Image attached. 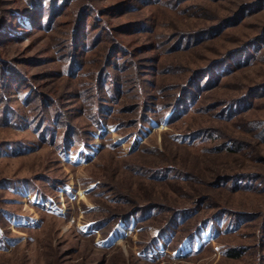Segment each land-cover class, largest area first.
Instances as JSON below:
<instances>
[{
	"label": "rangeland",
	"instance_id": "obj_1",
	"mask_svg": "<svg viewBox=\"0 0 264 264\" xmlns=\"http://www.w3.org/2000/svg\"><path fill=\"white\" fill-rule=\"evenodd\" d=\"M118 1L122 0L93 2L101 7ZM138 1L135 12L124 14L121 9L120 18L104 17L111 26L151 18L136 34L121 35L125 45L156 46L157 51H136V69L130 62L127 71L136 74L122 73V58L117 59L118 68L111 66L105 74L101 71L105 50L93 44L73 63L63 54L71 46L66 26L44 25L29 36L17 33L22 40L0 47V59L14 66L17 79L32 82L31 89L10 94L14 111L8 116L0 111V264L264 263V191L215 187L211 181L215 172L264 174V163L250 157V151L213 153L209 150L213 142L203 139L205 135L175 137L210 127L222 135L214 142L235 136L252 144L254 153L264 154V140L244 127L264 118V94L251 99L254 103L237 118L223 121L213 114L219 108L214 109L213 102L242 96L251 86L264 83V38L255 48L261 51L255 61L217 72L215 79L214 72L225 68L217 67L211 70L212 82L202 74L196 78L210 87L191 98L184 117L165 123L170 109H163L179 91L173 87L189 79L191 68L251 38L264 37V6L254 5L247 14L254 13L222 25L216 37L197 44L189 37L187 49L169 51L168 36L192 35L240 5L262 0ZM11 2L0 0L1 16L14 7ZM251 55L249 49L243 58ZM43 93L52 98L51 104L45 105L42 95L39 103ZM157 93L163 99L154 103ZM240 118L247 122L235 124ZM168 164L176 168L174 173L150 170ZM187 172L196 178L181 176ZM171 183L180 184L184 192ZM207 192L229 208L252 215H218L195 233L198 220L215 209L202 205L196 215L189 219L181 215L174 228L162 233L169 213L145 209L150 201L189 205L192 197ZM131 207L141 211L125 220L107 221L121 208ZM241 246L238 257L226 255Z\"/></svg>",
	"mask_w": 264,
	"mask_h": 264
},
{
	"label": "trees",
	"instance_id": "obj_2",
	"mask_svg": "<svg viewBox=\"0 0 264 264\" xmlns=\"http://www.w3.org/2000/svg\"><path fill=\"white\" fill-rule=\"evenodd\" d=\"M93 1L95 2V0H12L11 3H13L14 7L16 8L13 7L9 9L8 12L4 11L2 16L0 15V47L13 41L22 40V38H18L17 33L29 36L33 32L41 31V29L45 26L46 29L50 27L59 29L58 26H66L68 30V38L66 39H69V43L71 46H66L67 50L63 54L68 55L73 63L79 61L78 54L82 55V51H87V47L93 44L94 48L100 47L104 48L105 50L104 53L101 54L103 55L101 59V61L103 60V62H101V66H103L101 71H104L105 74L110 73L109 67L113 66L115 68H118V65L120 66V64H118L117 62V59L119 58L123 59L120 66L122 73L136 74L132 70L131 72H127L131 69L130 62L134 64V70L136 69L135 64L138 60H133V57L137 53L136 51H138V49H149L153 51L156 50V46L154 43H144L139 47L138 45L132 44L125 45L124 43H122L123 38H121V35L125 36L129 35V33L136 34L137 31H141L144 29L145 25H147V23L151 21V18H139L128 21L125 24L111 26L110 22L105 20L104 17H109L110 19L120 18L122 17V14H120L122 10L124 14L135 12L138 8L139 1L122 0L121 2L118 1L101 7H97ZM71 2H73L72 7ZM262 3H264V0L260 1L257 4L252 1L244 3L243 5H240L237 10H233L229 15L215 18L213 25H211L210 27L199 30L192 35L183 32H177L172 36L169 35V51H178L183 47L187 49L189 47V44H186L185 41L188 42L190 40L189 37L196 40L195 42L193 41L195 44L203 41L204 39L216 37L219 34L218 31L220 27H222V25L228 26L230 24H234L246 15L254 13L250 12L249 14H247L250 10L256 8L254 7V5L259 4L261 6H264V4ZM22 4H24V6H22ZM27 24L29 26H26ZM115 35H117L120 40L116 38ZM262 38H264L263 34L251 38L237 48H232L224 51L220 56H216V58L209 60V62H207L206 64L191 68L190 74L188 76L189 79H187V81L183 84H180L179 86L175 85L173 87H179V91L175 95H173V97L163 106V109H170L167 113V118L164 119L165 123H170L176 119H180V117H184L182 115L184 113L183 109L185 110L187 108V106L189 105L187 103L192 100L191 98L197 97V94H200V92H202L203 90H207L210 87L206 85V83L201 84L199 82H196V78H198L202 74L204 75V77L208 76L212 82L213 79L210 76L211 70L213 71L217 67L225 68L218 69L214 72L215 79H217V72H228L236 67H240L241 65L250 63L251 61H255L259 58V53L261 52L256 51L255 48L263 40ZM60 49H63L61 44ZM249 49L252 50V55L250 57L243 58L244 52L248 51ZM141 52H143V50ZM155 63L157 62H153L154 65ZM14 69V66H12L11 64L8 66L4 61L0 59V111L1 115L5 116H8L11 111H14L13 106L10 105V101L12 99L10 97V94H12L13 92H20L25 88H32V82L28 83V81L23 82L22 80L17 79L19 74L15 72ZM215 79L214 83L216 82ZM203 86L205 87L201 88ZM262 94H264V83L253 85L247 92L243 93L242 96L220 100L219 102H213L214 109H217L219 107L218 110L215 111L216 113L213 114L215 116L217 115V117L223 121L237 118L239 115L238 113H240L242 110H245L254 103L251 99H254L258 95L260 96ZM36 95L39 96L38 93ZM41 95L43 98L45 96L44 99L47 98V100L44 101L45 105L51 104L53 102L52 98L44 95L43 93L40 94L41 101H39V103H41L43 100ZM161 99L163 98L159 93L152 97V101H154V103H156L155 101H160ZM36 105L38 104L36 103ZM56 114L57 113H55L54 115ZM237 122H240L242 124L246 123L247 120L241 121L240 118L239 120L235 121V124ZM244 127H246L248 131H254L255 136L259 140H264V118L257 121L250 120L244 125ZM205 129L206 130L201 129L203 134L199 131H191L175 137H181L182 139H186L189 137L198 139V135L201 134L200 138H202V135H205L203 139H207L210 142H213L212 147L209 149L213 153L218 152L231 154L241 151V153L250 151L253 155L250 157L264 163V154H262L260 151L254 153L252 149V147L254 146L252 144L245 142L238 137L230 135H224L222 137L223 140H221L220 142H214L213 140H216L217 137L220 138L222 136L221 132L219 130H216L215 132L210 127H207ZM203 149V152L208 151L206 148H202V150ZM244 154L248 155V153ZM168 165L170 166H160L156 168H150V170L154 171L155 173H174L176 168L171 166L173 164ZM257 173L258 174L242 170L235 172H215V175L212 177L211 181H214L213 184L215 185V187H219L218 185L221 184L223 187L227 186L228 189L231 190L246 189V191L251 192H263L264 174L260 172ZM181 176L184 178H196L191 173H188L187 175L182 173ZM243 179L247 181L240 182V180ZM229 183L233 184L230 185ZM170 185L175 190L184 192L180 184L171 183ZM202 205H205V207L207 208L213 207L215 209L207 212L198 220L195 233L199 232L201 225L210 223L218 215L228 214L232 217H238L237 215L240 213H242V216L244 217L247 215H252L248 214L252 212H249L247 210H240L242 212H237L236 210L229 208L225 204H222L220 201H218L217 197L209 192L192 197L191 204L189 205H165L159 201H150L147 208L145 209L146 211L154 210V213L157 212L156 209H158L159 211H167L169 213L167 220L163 223V233V231L167 232L174 228L181 215H187L188 219L196 215ZM139 211H141V208L138 207H131L128 210H124L121 208L120 212L113 213V215L106 217V219L108 222L118 217L125 220ZM189 237L191 240L193 238V234L191 233ZM3 248L6 249L7 246L4 245ZM242 249L243 246L238 247L237 250L231 248L229 250L226 249V251L228 250V254L226 255H230L231 257H238L239 255H241Z\"/></svg>",
	"mask_w": 264,
	"mask_h": 264
}]
</instances>
